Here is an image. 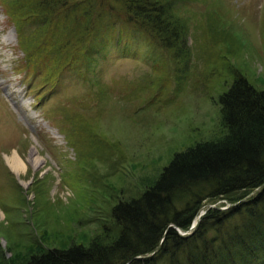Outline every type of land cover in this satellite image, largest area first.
I'll return each instance as SVG.
<instances>
[{"label":"rangeland","instance_id":"rangeland-1","mask_svg":"<svg viewBox=\"0 0 264 264\" xmlns=\"http://www.w3.org/2000/svg\"><path fill=\"white\" fill-rule=\"evenodd\" d=\"M7 1L0 0V264L37 251L36 241L89 245L111 222L113 204L151 185L175 152L221 132L219 99L235 73L264 89V0L182 1L188 69L125 23L132 36L124 33L121 46L95 44L98 52L48 77L39 61L26 62ZM25 22L32 35L34 20ZM13 153L20 174L7 162Z\"/></svg>","mask_w":264,"mask_h":264},{"label":"trees","instance_id":"trees-1","mask_svg":"<svg viewBox=\"0 0 264 264\" xmlns=\"http://www.w3.org/2000/svg\"><path fill=\"white\" fill-rule=\"evenodd\" d=\"M182 1L10 0L1 5L16 24L26 62L39 61L36 69L48 77L79 54L98 52L95 44L121 46L126 34L132 36L125 23L144 39H156L188 69L189 24L180 14ZM26 20L36 24L29 36L23 32ZM219 103L221 132L175 152L144 191L113 204L111 222L101 223V234L89 245L51 248L36 241L37 251L11 264H264V89L235 73ZM77 134L84 142L86 133ZM220 200L232 206L210 207ZM202 210L206 213L196 227L181 233Z\"/></svg>","mask_w":264,"mask_h":264},{"label":"bare ground","instance_id":"bare-ground-1","mask_svg":"<svg viewBox=\"0 0 264 264\" xmlns=\"http://www.w3.org/2000/svg\"><path fill=\"white\" fill-rule=\"evenodd\" d=\"M14 93L12 92V95H13ZM20 107H21V111L23 112V113H25V110H24V108H23V106H21L20 105ZM6 159H7V162H8V164H9V166L15 171V172H17L18 174H20L19 173V171L20 170H22L23 168H24V165H23V163L21 162V159H20V157L16 154V153H13L12 155H8V156H6ZM39 161V160H38ZM37 161V162H38ZM193 229V228H192Z\"/></svg>","mask_w":264,"mask_h":264},{"label":"water","instance_id":"water-1","mask_svg":"<svg viewBox=\"0 0 264 264\" xmlns=\"http://www.w3.org/2000/svg\"><path fill=\"white\" fill-rule=\"evenodd\" d=\"M210 207H217V206H216L215 204H213V205H210ZM220 208L225 209V208H223V207H220ZM205 213H206V210H204V211L201 212V214L199 215V219L196 220V221L193 223L192 228L196 227V225L198 224L200 218H201ZM171 226H172V227H176L175 225H171ZM176 228H177V227H176ZM177 229H178V228H177ZM163 240H164V238L162 239L161 243L163 242ZM160 245H161V244H160ZM160 245H159V246H160ZM159 246L156 248V250L159 248ZM153 253H154V252H153Z\"/></svg>","mask_w":264,"mask_h":264}]
</instances>
